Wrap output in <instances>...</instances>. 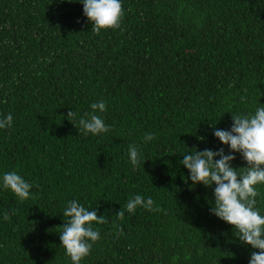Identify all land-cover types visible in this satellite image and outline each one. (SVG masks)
I'll return each mask as SVG.
<instances>
[{
	"label": "trees",
	"instance_id": "obj_1",
	"mask_svg": "<svg viewBox=\"0 0 264 264\" xmlns=\"http://www.w3.org/2000/svg\"><path fill=\"white\" fill-rule=\"evenodd\" d=\"M82 2L0 0V119L13 116L0 129V264H73L59 236L72 200L107 221L81 264H249L259 250L181 161L223 149L249 166L214 131L264 106V0H121L120 27L99 34ZM99 101L110 130L85 134ZM6 172L32 185L28 200L3 187ZM136 195L159 211L128 213Z\"/></svg>",
	"mask_w": 264,
	"mask_h": 264
},
{
	"label": "clouds",
	"instance_id": "obj_2",
	"mask_svg": "<svg viewBox=\"0 0 264 264\" xmlns=\"http://www.w3.org/2000/svg\"><path fill=\"white\" fill-rule=\"evenodd\" d=\"M82 3L84 14L93 24L92 31L96 34L101 30L120 27L124 16L121 0H83ZM91 108L93 114L89 118L79 119L81 131L93 135L107 133L109 126L99 115L94 114L96 111L105 112L106 103H92ZM75 118L76 113L69 111L67 119L71 122ZM233 121L230 131L216 129L214 135L224 145L230 146L232 153H241L249 165L247 168L234 169L231 165L236 159L235 155H226L223 149L217 152L193 150L183 156L181 164L189 170L194 185H216L212 213L232 225L241 242L259 250L251 253L249 264H264V215L256 207V197L259 195L256 186L264 184V106L257 107L254 114L233 116ZM12 123L13 116L8 114L6 118L0 119V129L10 128ZM153 139L155 137L151 133L144 137L146 142ZM128 155L133 166L140 164L141 154L136 145L129 146ZM3 187L10 189L20 201L30 198L32 185L17 172H6L3 175ZM153 205L151 197L145 201L143 196L136 195L128 200L126 211L134 214L138 207L159 211ZM63 216L67 218V223L59 235L62 246L73 264H81L90 255L93 244L101 238L93 224H105L107 221L104 216H98L96 210H89L75 200L67 203ZM116 216L123 220L125 209ZM3 218L5 221L10 220L9 213L5 212ZM120 234H123L122 228Z\"/></svg>",
	"mask_w": 264,
	"mask_h": 264
}]
</instances>
